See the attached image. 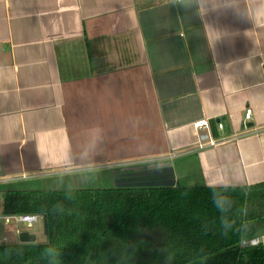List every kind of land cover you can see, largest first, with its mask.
<instances>
[{
	"label": "crops",
	"instance_id": "crops-1",
	"mask_svg": "<svg viewBox=\"0 0 264 264\" xmlns=\"http://www.w3.org/2000/svg\"><path fill=\"white\" fill-rule=\"evenodd\" d=\"M230 2L0 0V194L264 182V0Z\"/></svg>",
	"mask_w": 264,
	"mask_h": 264
},
{
	"label": "trees",
	"instance_id": "trees-1",
	"mask_svg": "<svg viewBox=\"0 0 264 264\" xmlns=\"http://www.w3.org/2000/svg\"><path fill=\"white\" fill-rule=\"evenodd\" d=\"M25 213L45 217V241L0 242V264H46L48 245L59 264H264V247L247 243L264 230V182L2 192L1 215Z\"/></svg>",
	"mask_w": 264,
	"mask_h": 264
},
{
	"label": "clouds",
	"instance_id": "clouds-1",
	"mask_svg": "<svg viewBox=\"0 0 264 264\" xmlns=\"http://www.w3.org/2000/svg\"><path fill=\"white\" fill-rule=\"evenodd\" d=\"M230 2V0H229ZM173 6H179L186 9L195 8L197 15L203 17L208 11L213 10L219 6V0H171ZM231 4L238 6L240 0H236ZM98 134V144L101 142L103 130L99 127L96 128ZM216 187V186H210ZM213 203L217 207L218 211L222 214L227 211L228 201L227 198L217 197L216 193H213ZM42 257L45 259L46 264H59L61 252L55 245H48L42 250Z\"/></svg>",
	"mask_w": 264,
	"mask_h": 264
},
{
	"label": "rangeland",
	"instance_id": "rangeland-1",
	"mask_svg": "<svg viewBox=\"0 0 264 264\" xmlns=\"http://www.w3.org/2000/svg\"><path fill=\"white\" fill-rule=\"evenodd\" d=\"M189 11V18H191L190 10ZM1 195L0 194V203H1ZM17 228L20 232L25 231L28 233H31L34 235L35 242H43L45 241V234L42 231V224L41 221H36L32 223L30 227H26L25 223H13L12 221H9L6 224H2L0 221V242H2L3 238L5 237L6 240L4 242H17V235L15 234L14 228Z\"/></svg>",
	"mask_w": 264,
	"mask_h": 264
},
{
	"label": "built area",
	"instance_id": "built-area-1",
	"mask_svg": "<svg viewBox=\"0 0 264 264\" xmlns=\"http://www.w3.org/2000/svg\"><path fill=\"white\" fill-rule=\"evenodd\" d=\"M250 117V109H246L243 114V119H242V126L245 127V123L249 120ZM193 128H201L202 126H206V122L204 120H198L195 121L192 124ZM218 127H220L219 124H217ZM42 216L38 214H33V213H25V214H18V215H12V216H3V221L4 223H8L9 221H12L13 223H25L26 227H30L32 223L36 221H41ZM15 234L17 235L19 230L16 228L14 230ZM258 239L257 237L251 238L248 240L249 245H255L257 244ZM244 241L241 242L243 244Z\"/></svg>",
	"mask_w": 264,
	"mask_h": 264
},
{
	"label": "water",
	"instance_id": "water-1",
	"mask_svg": "<svg viewBox=\"0 0 264 264\" xmlns=\"http://www.w3.org/2000/svg\"><path fill=\"white\" fill-rule=\"evenodd\" d=\"M138 167H131V168H124L122 170H119V172H127V171H136L138 170ZM41 224H42V231L45 234L46 233V222L45 217L42 216L41 218ZM17 242L18 243H34V235L25 231H19L17 234Z\"/></svg>",
	"mask_w": 264,
	"mask_h": 264
}]
</instances>
